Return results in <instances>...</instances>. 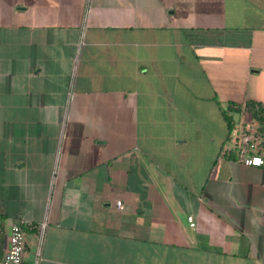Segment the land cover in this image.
Instances as JSON below:
<instances>
[{"label":"crops","instance_id":"0c3cea01","mask_svg":"<svg viewBox=\"0 0 264 264\" xmlns=\"http://www.w3.org/2000/svg\"><path fill=\"white\" fill-rule=\"evenodd\" d=\"M248 100L264 0H0V258L18 223L23 264H264Z\"/></svg>","mask_w":264,"mask_h":264},{"label":"built area","instance_id":"2783aa9c","mask_svg":"<svg viewBox=\"0 0 264 264\" xmlns=\"http://www.w3.org/2000/svg\"><path fill=\"white\" fill-rule=\"evenodd\" d=\"M233 132L236 137L235 150L238 160L246 166H263L264 156L260 153V146L264 142V120L261 123L251 118L247 122H241ZM116 205L119 209L124 208L123 203L119 200L116 201ZM188 221L193 226L191 216H188ZM45 227L46 222L42 221L37 230L38 248L40 247ZM25 246L26 232L21 225L14 223L10 229L7 250L5 255L0 258V264H23ZM37 262L38 257L35 258L33 264H37Z\"/></svg>","mask_w":264,"mask_h":264},{"label":"trees","instance_id":"16d2710c","mask_svg":"<svg viewBox=\"0 0 264 264\" xmlns=\"http://www.w3.org/2000/svg\"><path fill=\"white\" fill-rule=\"evenodd\" d=\"M241 109V105L240 104H235V103H230L227 107V109L225 111H223V115L224 118L227 122L228 128H229V135H228V139L231 138V133L234 131V129H236V127L238 126L237 122L233 119L232 113L233 112H238ZM245 111L249 112L251 114V118L252 119H256L259 122H263L264 120V106L257 101H251L248 100L245 102L244 104V109ZM235 149L232 150H226L225 148H223V150H221L220 155L221 156H235Z\"/></svg>","mask_w":264,"mask_h":264},{"label":"rangeland","instance_id":"374dc122","mask_svg":"<svg viewBox=\"0 0 264 264\" xmlns=\"http://www.w3.org/2000/svg\"><path fill=\"white\" fill-rule=\"evenodd\" d=\"M235 118H237V120H241V119H246L247 116H243L242 114L241 115L236 114Z\"/></svg>","mask_w":264,"mask_h":264}]
</instances>
